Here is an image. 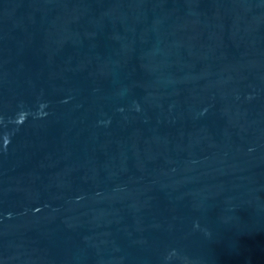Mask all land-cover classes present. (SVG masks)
Wrapping results in <instances>:
<instances>
[{"label": "water", "instance_id": "obj_1", "mask_svg": "<svg viewBox=\"0 0 264 264\" xmlns=\"http://www.w3.org/2000/svg\"><path fill=\"white\" fill-rule=\"evenodd\" d=\"M0 264H264V0H0Z\"/></svg>", "mask_w": 264, "mask_h": 264}]
</instances>
